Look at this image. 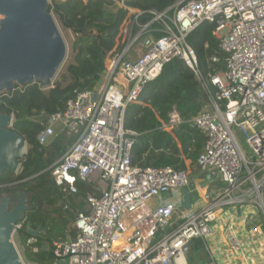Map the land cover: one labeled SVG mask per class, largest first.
Returning <instances> with one entry per match:
<instances>
[{
    "label": "built area",
    "instance_id": "obj_1",
    "mask_svg": "<svg viewBox=\"0 0 264 264\" xmlns=\"http://www.w3.org/2000/svg\"><path fill=\"white\" fill-rule=\"evenodd\" d=\"M115 1L125 7L123 0ZM142 13L129 10L98 84L78 92L46 121L39 120L41 145L58 134L57 124L74 138L47 168L53 184L67 194L78 193L79 181L93 189L85 207L74 211L76 236L52 242L53 264L66 258L68 264H190L191 242L210 237L212 224L232 206H254L264 226V0H178L167 10L153 11L144 24ZM204 21H217L214 34L226 55L225 68L207 74L187 42ZM174 58L194 70L208 96L192 120L206 137L197 171H216L226 183L220 192H205L197 201L201 205L180 216L175 213L182 206V189L192 194L191 166L134 165L137 133L125 125L127 107L140 102L147 83ZM161 121L173 134L183 119L174 108L169 121ZM238 132L246 135L252 155L242 149ZM65 209H70L68 203ZM25 225L26 220L15 224L13 239ZM166 227L171 230L156 240ZM227 237L240 248L235 232ZM37 240L31 236L27 245Z\"/></svg>",
    "mask_w": 264,
    "mask_h": 264
},
{
    "label": "trees",
    "instance_id": "obj_2",
    "mask_svg": "<svg viewBox=\"0 0 264 264\" xmlns=\"http://www.w3.org/2000/svg\"><path fill=\"white\" fill-rule=\"evenodd\" d=\"M177 1L123 0L124 7L115 0H53L49 5V11L55 12L62 24L76 35L74 62L68 66L61 81L54 82L48 91L41 83L32 82L24 87L16 84L11 92L0 93L2 112L14 115L12 129L22 134L29 146L18 174L10 171L0 173V199L7 195L15 201L18 190L29 192L32 209L27 212V223H31L33 229L42 228V233L50 234L58 222L52 217V212H45V205L51 206L53 213L60 216L67 203L76 211L82 203L76 204L74 200H84L93 192L92 186L83 181L77 183V194H67L53 184L47 168L66 151L72 138L62 131L49 144L41 145L37 136L43 125L35 117L46 121L49 115L62 111L78 92L93 89L98 84L106 69L107 55L115 48L130 9L143 10L140 23L144 24L153 11L167 10ZM217 26V21H204L187 37V42L196 51L199 68L205 74L225 68L226 55L214 34ZM137 31L138 26H135L133 32ZM214 58L218 60L214 61ZM139 100V103H131L127 107L125 118L126 127L137 133L133 164L177 169H186L190 165L194 168L206 137L192 125V120L208 102L207 93L194 70L184 60L172 59L156 79L147 83ZM174 108L183 121L174 128L173 135L161 120L168 122L169 113ZM74 211L66 219L63 217L66 225L71 223L69 227L72 230H75L72 227ZM42 233L33 246H28L27 240L32 235L26 224L18 232V237L25 238L23 244L28 261L53 264L52 246L49 250L42 248L45 238L51 245L57 238L44 237ZM35 248L38 250L34 251Z\"/></svg>",
    "mask_w": 264,
    "mask_h": 264
},
{
    "label": "water",
    "instance_id": "obj_3",
    "mask_svg": "<svg viewBox=\"0 0 264 264\" xmlns=\"http://www.w3.org/2000/svg\"><path fill=\"white\" fill-rule=\"evenodd\" d=\"M49 0H0V93L11 92L38 82L50 88L67 55V45L49 11ZM14 115L0 108V173H16L21 159L27 154V140L12 129ZM182 207L192 208V194L183 188ZM32 209L30 193L19 190L17 201L11 206V198L0 199V264H26L14 242L15 224L27 219ZM32 236H38L42 228L33 229L27 223ZM69 259L59 261L68 264Z\"/></svg>",
    "mask_w": 264,
    "mask_h": 264
},
{
    "label": "rangeland",
    "instance_id": "obj_4",
    "mask_svg": "<svg viewBox=\"0 0 264 264\" xmlns=\"http://www.w3.org/2000/svg\"><path fill=\"white\" fill-rule=\"evenodd\" d=\"M52 3H53V0H50V5H52ZM52 13H53V16H54V18L56 20V23H57V25H58V27L60 29V32H61V34H62V36L64 38V41H65V43L67 45V55H66L65 61L62 64L60 70L58 71L56 77L52 81V84H53L54 82L61 81L63 75H65L67 73L68 66L72 62H74L75 52L73 50V45H74V42L76 40V35L69 28H66L62 24L59 16L55 12L52 11ZM225 32H226V29L222 31V33H225ZM121 45H122V41H121L120 46ZM44 90L48 91L49 88H44ZM35 118H37L38 120L41 119L39 117H35ZM56 131H57L58 134L62 133L60 124L56 125ZM237 135H238V139L240 141V144L242 146V149L245 151L246 154L252 155V149H251L250 145L248 144L246 135L241 133V132H238ZM67 136H69V135H67ZM71 138H72V141H73L74 138L73 137H71ZM69 145H70V143H69ZM27 149H29L28 145H27ZM60 157L61 156H59L57 158V160H59ZM190 169H191V172H192L191 173L192 186H190L189 189L192 190V203H193V206H192L191 209H186V208H183L182 206H180L177 209L176 213H175L176 216H180L181 214H189L191 212V210L196 209L197 206H196L195 203L197 201L202 200L201 197L204 195L205 192L210 191V179L206 178L205 172H202V171H199V170L197 171V165L194 168L191 167ZM20 171H21V168L15 174H18ZM207 173L212 174L213 178L216 179V180H222L220 175L216 171H209ZM222 182H223V180H222ZM225 186H226V183H224V187ZM74 203H76V204L77 203H82L81 208L85 207V201L84 200L76 199V200H74ZM231 209H232L231 212H233L234 217H235L234 218L235 219L234 220L235 226L240 228L239 229L240 232L241 231L242 232L248 231V228L256 227L255 226L256 223H262L263 222L262 217L258 214V211H257V209L254 206L245 205L242 208H240L239 206H232ZM44 210H45L46 213H51L52 212V217L56 221H58V222H56V224L54 226V229L51 231L50 234H48V232L43 231L42 235H44V237H47L49 235L52 238L67 239V238H69L71 236L73 237V236L76 235V231L70 229V227H69L71 225V223H70V225H69V223L66 225L65 221H63L64 218L66 219L67 217H69V214L74 211L71 206H70V209H65V208L62 209L60 216L55 214V213H53L52 207L49 206V205H45ZM229 212L230 211H226V213L224 214L223 217L225 219L223 220V223L226 222L227 220L230 221L232 219V217L229 214ZM218 229H219V226L216 225V223L213 224L212 237H207V239H206L207 245H209L210 248L214 249V250H215V248H216V246L218 245V242H219L218 241V239H219V237H218V235H219ZM170 230H171L170 227H166L165 229L161 230L159 232L156 240H158V239L162 238L163 236H165ZM261 231H262V234H260V236L264 235V226H261ZM222 233L225 234L226 231L223 230ZM14 241L16 243L17 249H18L23 261L26 264H38L36 262H30L27 259L26 254H25V245H24L25 244V238H23V237L20 238L17 235V236L14 237ZM50 248H51V244L45 238V241L43 242V248L42 249L43 250H49ZM200 249H201V247L200 248L197 247L195 250H200ZM34 251H36V250L34 249ZM217 257H218V261H219L220 264H225L226 263L227 259H226V257L224 255L220 254V257L219 256H217Z\"/></svg>",
    "mask_w": 264,
    "mask_h": 264
},
{
    "label": "crops",
    "instance_id": "obj_5",
    "mask_svg": "<svg viewBox=\"0 0 264 264\" xmlns=\"http://www.w3.org/2000/svg\"><path fill=\"white\" fill-rule=\"evenodd\" d=\"M205 176L207 179H210L209 192L217 193L222 190L224 187V182H222V180L214 179L213 175L210 173H205ZM195 204L196 206H199L202 203L197 202ZM224 214H222L219 219L213 223H216V225L219 226V242L215 250L211 249L210 246L207 245L206 240L196 239L192 241L188 253L190 264L207 263L211 260H213L216 264H220L217 257H220V254L226 257L227 261L225 264H264V235L260 236V234H262L261 226L257 225L256 227L248 228V231L240 232V228L235 226V217L233 212H229L232 219L223 223V220L225 219L223 217ZM223 230L226 231L225 234L222 233ZM232 231L238 235L240 242L239 249H235V247L229 243L227 236L228 233ZM210 237H212V234ZM195 247H201V249L195 250Z\"/></svg>",
    "mask_w": 264,
    "mask_h": 264
},
{
    "label": "flooded vegetation",
    "instance_id": "obj_6",
    "mask_svg": "<svg viewBox=\"0 0 264 264\" xmlns=\"http://www.w3.org/2000/svg\"><path fill=\"white\" fill-rule=\"evenodd\" d=\"M19 191V190H18ZM18 191H17V194H18ZM11 198V206H13L15 204V202L17 201V197H16V200L15 201H12V197ZM26 224H27V219H26ZM42 233V232H41Z\"/></svg>",
    "mask_w": 264,
    "mask_h": 264
},
{
    "label": "bare ground",
    "instance_id": "obj_7",
    "mask_svg": "<svg viewBox=\"0 0 264 264\" xmlns=\"http://www.w3.org/2000/svg\"><path fill=\"white\" fill-rule=\"evenodd\" d=\"M2 17V15H0V18Z\"/></svg>",
    "mask_w": 264,
    "mask_h": 264
}]
</instances>
